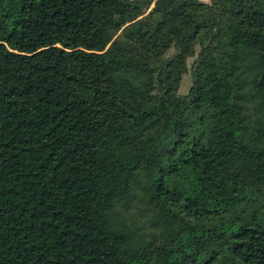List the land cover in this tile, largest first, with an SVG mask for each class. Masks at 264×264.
Segmentation results:
<instances>
[{
  "label": "trees",
  "instance_id": "1",
  "mask_svg": "<svg viewBox=\"0 0 264 264\" xmlns=\"http://www.w3.org/2000/svg\"><path fill=\"white\" fill-rule=\"evenodd\" d=\"M0 264H264V0H0Z\"/></svg>",
  "mask_w": 264,
  "mask_h": 264
},
{
  "label": "rangeland",
  "instance_id": "2",
  "mask_svg": "<svg viewBox=\"0 0 264 264\" xmlns=\"http://www.w3.org/2000/svg\"><path fill=\"white\" fill-rule=\"evenodd\" d=\"M202 2H205V3H210L211 0H200ZM194 59H190L189 62H188V72L187 74L184 75L183 77V81L181 83V86H180V89H179V95H186L190 88H191V85H192V76H191V66H192V63H193Z\"/></svg>",
  "mask_w": 264,
  "mask_h": 264
}]
</instances>
